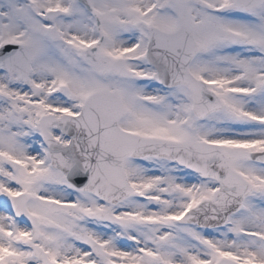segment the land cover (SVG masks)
<instances>
[{"label":"snow or ice","instance_id":"1","mask_svg":"<svg viewBox=\"0 0 264 264\" xmlns=\"http://www.w3.org/2000/svg\"><path fill=\"white\" fill-rule=\"evenodd\" d=\"M0 264H264V0H0Z\"/></svg>","mask_w":264,"mask_h":264}]
</instances>
